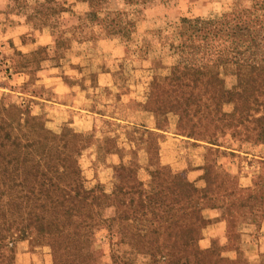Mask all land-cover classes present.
<instances>
[{
	"label": "rangeland",
	"instance_id": "rangeland-1",
	"mask_svg": "<svg viewBox=\"0 0 264 264\" xmlns=\"http://www.w3.org/2000/svg\"><path fill=\"white\" fill-rule=\"evenodd\" d=\"M242 13L263 43L264 0H0V264H153L157 247L179 257L182 193L194 187L208 196L186 216L205 220L200 250L264 264V136L255 123L248 142L234 135L232 108L217 101L211 79L219 72L227 89L235 85L237 67L210 53L227 52L228 23ZM185 19L216 23L201 30L222 27L223 42L174 51L189 33ZM79 60L89 70L70 75ZM181 61L207 77L183 89L194 98L179 109L164 80ZM100 69L115 72L114 87L99 88ZM45 70L91 92L93 131L53 128L48 112L37 114V99H52ZM149 196L165 206L142 210ZM213 228L222 235L211 238Z\"/></svg>",
	"mask_w": 264,
	"mask_h": 264
},
{
	"label": "trees",
	"instance_id": "trees-1",
	"mask_svg": "<svg viewBox=\"0 0 264 264\" xmlns=\"http://www.w3.org/2000/svg\"><path fill=\"white\" fill-rule=\"evenodd\" d=\"M243 18H247L246 14L242 13L234 19L233 23H228V27L225 31L227 38L224 41L227 43V52L221 51L210 53L213 54V61L216 65L232 64L237 67V73L235 76V85L231 89H227L221 73L214 72L211 76L213 79V86L216 90V97L219 103H222V99H226L224 105H229L232 108V113L228 114L230 123L228 127L233 129L234 135H244L245 142H248L251 137L247 133L246 127L249 123L258 124L260 128L259 136H264V50H262V42H258L254 38H251V27L245 24ZM247 23V22H246ZM183 25H189V33H180L179 46L175 47L174 51L181 54L187 52V46L191 45V49L194 52H199V47L195 44L196 40H202L204 42L209 41L211 38L215 41H222V37L225 34L222 27H214L213 29L201 30L203 25L215 26L214 22H208L203 24L202 20L196 19L193 21L183 20ZM223 23H221L222 26ZM201 25V26H200ZM231 26V27H230ZM209 28V27H207ZM263 28V27H262ZM217 39V40H216ZM262 41V40H261ZM264 41V40H263ZM209 45V44H208ZM261 53V54H259ZM192 62V61H189ZM186 62L184 67H181V62L176 63L172 68V75L165 78L164 83L169 84L171 89L167 92L170 93L171 99H179L176 103L172 104V107H178L181 103V99L188 95L186 102L190 98H194L192 93L184 92L183 89L196 87L199 83L202 84V80L207 77L206 74L201 73L193 63ZM164 93V92H163ZM166 93V94H167ZM257 94V95H256ZM260 97L263 100L260 101ZM180 109V108H179ZM188 116V104L187 109L183 110ZM219 115H227L219 112ZM202 194V198L194 199ZM184 199V216L181 221V232L183 239H185V249L182 251L181 256H177L171 250L161 249L159 247L152 248L149 251L151 261L153 264H237L230 260L223 258L221 255H217L214 249L211 251L203 252L199 248V243L202 240L201 228L204 225V219H197L191 221L186 218L190 212L197 210V202L205 199L207 191H200L197 188L185 190L182 193ZM96 197H93L95 200ZM210 200V198H209ZM211 201H213L211 199ZM196 205V206H195ZM165 206L164 202H159L156 196L147 197L145 200L140 199L138 207L142 210H150L154 213L156 207ZM216 205H212V209H218ZM139 220L138 218L135 221ZM115 221V220H113ZM112 221V222H113ZM145 222L147 220H144ZM109 223V220H105ZM91 224H86L89 227ZM111 224L109 225V227ZM155 236L159 235V230L152 231ZM138 236L142 239L147 238L146 233L139 232Z\"/></svg>",
	"mask_w": 264,
	"mask_h": 264
},
{
	"label": "crops",
	"instance_id": "crops-1",
	"mask_svg": "<svg viewBox=\"0 0 264 264\" xmlns=\"http://www.w3.org/2000/svg\"><path fill=\"white\" fill-rule=\"evenodd\" d=\"M38 45H44L42 39L35 44V47ZM103 45L104 47H107L106 49H108V51H112L113 53L118 52L120 54L119 47H116L115 45L110 46L109 44H106V42L103 43ZM81 61L82 60H79L77 66L70 69V75H77L80 77L89 70ZM95 73H97V81L100 89L114 87L115 72L113 70L100 69L95 71ZM41 74H43L42 77H44V80H42L41 83L45 84L46 87L51 88L52 99H43L41 97L37 99L35 97L38 101H41V105H39L40 112L37 114L41 115L42 111H44V113L48 112L50 114L48 115V124L53 128L58 127L59 124L66 123L71 127H78L79 130L84 133L93 131L95 122L90 115H93L94 113L87 109L91 103V92L79 83L69 85L65 82V79L56 75L54 71L45 70L41 72ZM71 79L74 80L73 78ZM19 80L23 82L25 81L24 78H19ZM44 103L46 104L44 105ZM142 115L144 116V114ZM213 229V232L209 234L211 238L222 235L220 231L216 232L215 228ZM209 231H212V229H209ZM201 245L203 248L208 249L209 241L206 240ZM30 257L31 259H29V261L31 262L39 261L36 255H31ZM46 263L50 264V260L47 259L45 261V264Z\"/></svg>",
	"mask_w": 264,
	"mask_h": 264
}]
</instances>
